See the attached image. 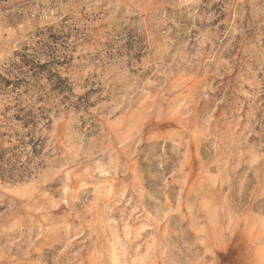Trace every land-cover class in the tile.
<instances>
[{
	"label": "rangeland",
	"instance_id": "1",
	"mask_svg": "<svg viewBox=\"0 0 264 264\" xmlns=\"http://www.w3.org/2000/svg\"><path fill=\"white\" fill-rule=\"evenodd\" d=\"M0 264H264V0H0Z\"/></svg>",
	"mask_w": 264,
	"mask_h": 264
}]
</instances>
